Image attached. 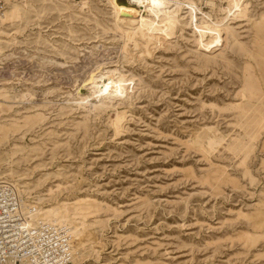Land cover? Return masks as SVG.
Wrapping results in <instances>:
<instances>
[{
  "label": "rangeland",
  "instance_id": "obj_1",
  "mask_svg": "<svg viewBox=\"0 0 264 264\" xmlns=\"http://www.w3.org/2000/svg\"><path fill=\"white\" fill-rule=\"evenodd\" d=\"M84 1L13 0L0 21V179L69 229L74 264H264V0L232 20L169 0L179 23L137 48ZM191 4L230 28L209 50ZM94 78L123 97L83 109Z\"/></svg>",
  "mask_w": 264,
  "mask_h": 264
},
{
  "label": "bare ground",
  "instance_id": "obj_2",
  "mask_svg": "<svg viewBox=\"0 0 264 264\" xmlns=\"http://www.w3.org/2000/svg\"><path fill=\"white\" fill-rule=\"evenodd\" d=\"M12 1L13 0H6L4 10L0 13V21L5 18L8 10L10 9ZM107 1L111 10L112 17L114 19L116 29L120 31L123 37L128 42L132 43L135 48L139 46L138 38H140L142 34L150 38L152 33L161 31V29H159L158 27L157 21H159L167 31H169H166L167 33H170V31L174 29L175 25L179 23V9L171 10V8L169 7V0H132L142 11H138L136 9L122 5L118 3V0ZM242 1L243 0H226V2L228 3L227 8L225 9V12L228 14L227 18L225 17L226 19L232 20V18H238L237 16L239 14V10L243 7ZM25 2L29 4L31 8L33 7L31 0H25ZM40 2L43 5L54 4L53 0H40ZM194 7L195 5H192L190 7L192 16V18H190L192 21H196L197 19V17H195V13L193 16V12H196L197 9ZM14 8L16 11L21 10L17 5H15ZM82 9L84 12H92L90 2L85 0ZM143 12H148L150 15L148 16ZM208 18L211 19L210 16H208ZM226 19L216 21L212 20L211 23L203 21L200 24L196 21V24H194V33L197 37V42L199 43L201 49L209 50V48L213 47L215 43L219 42L220 40L222 41V38L224 36L230 34V28L227 25H224ZM103 81L104 80L100 78H94L91 81L89 85L92 94H85L84 96H81L79 98L78 105L80 107H83V109H89L91 111H99L106 105L114 103L116 99L123 97V87L118 79L110 78L105 80L104 83ZM92 99H94L95 101H92ZM121 118V114L117 113V116L114 120L115 123ZM2 179H0V181ZM7 183H10L19 195V187L16 184H13L14 182ZM21 212L24 216H26L27 222L31 225L39 224V221L42 222L40 213H38L37 211L30 212L29 205L23 200H21Z\"/></svg>",
  "mask_w": 264,
  "mask_h": 264
},
{
  "label": "built area",
  "instance_id": "obj_3",
  "mask_svg": "<svg viewBox=\"0 0 264 264\" xmlns=\"http://www.w3.org/2000/svg\"><path fill=\"white\" fill-rule=\"evenodd\" d=\"M6 0H0V13ZM0 264H73L72 238L64 226L31 225L10 183L0 181Z\"/></svg>",
  "mask_w": 264,
  "mask_h": 264
}]
</instances>
